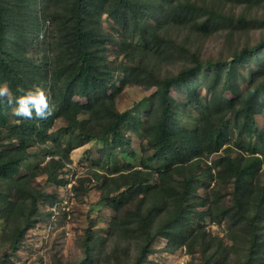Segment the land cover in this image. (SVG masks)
<instances>
[{"label": "trees", "instance_id": "trees-1", "mask_svg": "<svg viewBox=\"0 0 264 264\" xmlns=\"http://www.w3.org/2000/svg\"><path fill=\"white\" fill-rule=\"evenodd\" d=\"M35 2L0 0V84L13 97L22 94L17 89L44 88L50 109L46 119H25L12 113L8 97L0 98V183L12 191L5 196L0 190V264H15L5 257L52 217V211L40 212L42 200L50 207L60 200L57 191L39 186L38 178L66 186L72 151L93 142L104 147L92 163L109 174L80 177L70 192L80 198L93 180L103 181L100 204L112 212L108 236L89 233L79 257L56 264H128L133 243L138 247L133 264H154L149 256L161 237L169 251L185 248L199 255L201 264H264V131L258 125L264 116V0ZM105 15L121 33L119 40L104 34ZM146 19L151 20L147 27ZM46 23L51 24L47 41L41 40ZM138 35L146 38L144 48L130 47L128 53L127 42ZM218 35H246L253 42L246 55L260 60L262 68L244 76L242 89L232 77L246 67L239 48L229 45L228 54L209 60L191 49L192 37ZM111 42L128 61L106 57L103 44ZM29 49L36 55H27ZM179 60L184 67L178 74H161L163 66ZM117 72L123 74L120 85ZM129 86L155 92L120 111L117 96ZM201 90L217 97L230 92L234 98L210 111ZM188 112L198 115L192 129L181 125ZM58 120L64 126L50 132ZM48 143L54 149L40 152L50 160L23 173L26 161L40 156L30 148ZM176 167L184 172L179 182L169 176ZM199 178L206 184L204 195ZM229 195L233 208L227 206ZM224 222L229 245L207 229Z\"/></svg>", "mask_w": 264, "mask_h": 264}, {"label": "rangeland", "instance_id": "rangeland-1", "mask_svg": "<svg viewBox=\"0 0 264 264\" xmlns=\"http://www.w3.org/2000/svg\"><path fill=\"white\" fill-rule=\"evenodd\" d=\"M31 3L35 6L37 4L35 0H31ZM239 11L240 9L237 10V12ZM101 22L104 34L109 39L116 38L119 40L118 36H120L121 33L112 30L113 21H111L107 15L102 17ZM148 23H151V20L149 21V19H146L144 21L146 27ZM150 25L152 27L154 26L153 23ZM50 31L51 24L46 23L41 31V40L43 39L47 41ZM219 35L210 39L192 37L190 39L191 42L189 41V43L192 44L191 49L193 53H200L204 60H209L217 58L220 55L223 56L226 53L228 54L229 45L237 47V49L239 48L246 67L240 72H233L232 77L234 78L233 81L238 85V88L242 89L247 82L244 79V76L250 72L259 74L261 72L260 69L262 68L260 60L255 59L254 61H251L246 55L248 46L253 42L250 41L246 35L240 37L234 36L229 39H226L225 36H222L224 38H221ZM145 41L146 38L139 35L129 40L126 44L129 48L128 53L131 52L130 47L131 50L133 48L143 49ZM103 49L106 57L112 62L118 60H123V62L128 61L127 53H123V51L121 52L120 48L117 47L116 44H112V42L104 43ZM27 55H36V49H29ZM136 61H139V57L136 58ZM170 64L172 65H169V67L164 68L163 66L162 75L178 74V72L184 67V61L182 60ZM238 66L241 67L242 65L239 64ZM122 77L123 74L120 72L115 74L114 80L116 85L121 84ZM42 90L46 93V89L42 88ZM154 92L155 89L153 88L145 89L138 86L126 87L117 96L116 101L118 109L120 111L132 109L140 101H145L152 97ZM172 94L176 98H179V95L175 92H172ZM201 94L207 102H209L210 111H214L221 103L227 105V103L234 98L230 92H226L223 97H217L215 94L208 93L204 90H201ZM78 100L79 99L75 97L73 102L76 104ZM86 102V98L81 100V103L83 104H86ZM197 118L198 115L196 112H188L181 120V125H184L188 129H192L198 124ZM13 122H15V119H13ZM64 124L63 121L58 120L50 132L57 131L59 128L63 127ZM258 125L259 128L264 131V116L259 119ZM4 135H6L5 132ZM251 145L252 142L249 139H246V147H250ZM44 147H52V149H54V146L51 143H48L47 145L37 144L30 148V153H40V156L37 159L31 158L26 161L23 173H27L34 169L38 164L46 163L50 160L48 155L44 154L43 151L40 152ZM102 147H104V144L93 142L72 151L70 156L72 163L66 167L69 170L67 177L69 181L64 187L58 188L55 184L47 183L45 177L38 178L39 186L44 187L45 191L48 193L57 191L60 200H58L53 207L49 206L47 200H42L40 203V212L46 214L52 211V217L30 230L25 236L20 250L5 257V260L10 258L15 264H56L58 260L67 261L79 257L82 253V243L89 233H93L94 236L98 238H105L108 236L112 220V212L108 205L100 204V186L103 181L96 182L93 180L90 184L89 192L80 198H76L73 193L70 192L73 185H75L77 179L80 177L93 175L94 171H97L100 174H109L108 168H103V165L95 166L91 160L92 156L96 155ZM2 154H4V148L0 151V155ZM119 167L124 169L123 163H121ZM169 176L173 181L179 182L184 178V172L179 167H176L174 170H169ZM197 183L201 188L200 193L204 195L207 191L205 182L202 178H199ZM0 190L4 192L5 196H10L12 193L10 186L4 183H0ZM227 199V206L233 208L234 204L230 201V195ZM207 227V229L212 231L214 236L222 238L225 241L223 242L225 245L231 244L228 239L229 226L226 222L220 226L212 224ZM2 232L3 224L0 226V239ZM166 246L167 240L162 237L158 238L153 246V253L149 256L150 261L154 264H201L202 262L199 255L191 256L187 254L185 248L171 252ZM131 247V257L128 264H133L138 254L137 244L133 243ZM122 251L123 250L119 252Z\"/></svg>", "mask_w": 264, "mask_h": 264}, {"label": "clouds", "instance_id": "clouds-1", "mask_svg": "<svg viewBox=\"0 0 264 264\" xmlns=\"http://www.w3.org/2000/svg\"><path fill=\"white\" fill-rule=\"evenodd\" d=\"M21 95L13 97L9 87L0 84V98L8 97L15 116L25 119H46L50 114L49 97L40 88L17 89Z\"/></svg>", "mask_w": 264, "mask_h": 264}]
</instances>
